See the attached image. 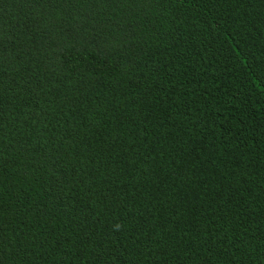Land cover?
Returning <instances> with one entry per match:
<instances>
[{
  "label": "trees",
  "instance_id": "trees-1",
  "mask_svg": "<svg viewBox=\"0 0 264 264\" xmlns=\"http://www.w3.org/2000/svg\"><path fill=\"white\" fill-rule=\"evenodd\" d=\"M0 264H264V0H0Z\"/></svg>",
  "mask_w": 264,
  "mask_h": 264
}]
</instances>
